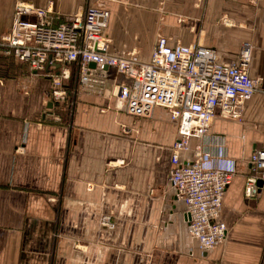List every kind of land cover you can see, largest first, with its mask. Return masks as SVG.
<instances>
[{
    "label": "crops",
    "instance_id": "1",
    "mask_svg": "<svg viewBox=\"0 0 264 264\" xmlns=\"http://www.w3.org/2000/svg\"><path fill=\"white\" fill-rule=\"evenodd\" d=\"M19 1L46 9L54 26L103 3L111 51L140 61L159 35L211 48L220 62L250 41L258 88L241 120L217 116L200 141L206 168L235 172L226 240L206 251L169 180L178 135L168 110L134 117L76 86L68 105L54 103L51 79L0 52V264H264V188L246 194L249 158L264 148V0H0V33Z\"/></svg>",
    "mask_w": 264,
    "mask_h": 264
},
{
    "label": "built area",
    "instance_id": "2",
    "mask_svg": "<svg viewBox=\"0 0 264 264\" xmlns=\"http://www.w3.org/2000/svg\"><path fill=\"white\" fill-rule=\"evenodd\" d=\"M110 19V9L96 3L54 26L46 9L19 1L11 29L0 33V52L51 79L54 103H68L77 76L79 91L107 96L131 116L149 118L157 107L168 110L178 135L171 147L169 180L186 206L189 235L202 249L213 250L227 237L221 209L235 172L206 168L209 154L200 141L217 116L242 119L245 102L258 88L250 75L254 46L245 41L236 60L220 62L211 48L172 44L159 35L150 59L140 61L135 51H111ZM93 65L112 69L114 75H99ZM249 163L246 194L253 197L264 188V148L255 149ZM101 225L115 228L108 216Z\"/></svg>",
    "mask_w": 264,
    "mask_h": 264
},
{
    "label": "trees",
    "instance_id": "3",
    "mask_svg": "<svg viewBox=\"0 0 264 264\" xmlns=\"http://www.w3.org/2000/svg\"><path fill=\"white\" fill-rule=\"evenodd\" d=\"M73 84L76 86L77 85V76L74 77Z\"/></svg>",
    "mask_w": 264,
    "mask_h": 264
},
{
    "label": "water",
    "instance_id": "4",
    "mask_svg": "<svg viewBox=\"0 0 264 264\" xmlns=\"http://www.w3.org/2000/svg\"><path fill=\"white\" fill-rule=\"evenodd\" d=\"M93 66H94V65H93ZM259 184L262 186V184H263L262 181H260Z\"/></svg>",
    "mask_w": 264,
    "mask_h": 264
},
{
    "label": "rangeland",
    "instance_id": "5",
    "mask_svg": "<svg viewBox=\"0 0 264 264\" xmlns=\"http://www.w3.org/2000/svg\"><path fill=\"white\" fill-rule=\"evenodd\" d=\"M68 105V104H67ZM67 105H66V107H67Z\"/></svg>",
    "mask_w": 264,
    "mask_h": 264
}]
</instances>
